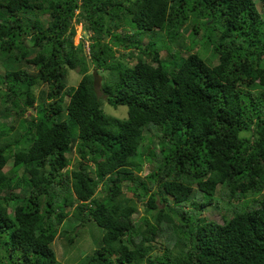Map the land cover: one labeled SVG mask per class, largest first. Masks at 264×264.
<instances>
[{
  "label": "trees",
  "instance_id": "1",
  "mask_svg": "<svg viewBox=\"0 0 264 264\" xmlns=\"http://www.w3.org/2000/svg\"><path fill=\"white\" fill-rule=\"evenodd\" d=\"M0 58V264H63L68 216L75 264H264V0H0Z\"/></svg>",
  "mask_w": 264,
  "mask_h": 264
},
{
  "label": "rangeland",
  "instance_id": "2",
  "mask_svg": "<svg viewBox=\"0 0 264 264\" xmlns=\"http://www.w3.org/2000/svg\"><path fill=\"white\" fill-rule=\"evenodd\" d=\"M201 34L197 35L195 38L199 39ZM85 36V32L83 31L82 24L76 25V33L74 37V43L77 44L80 39ZM156 36L159 38H164V34L160 31H157ZM143 42L148 40V36L142 37ZM157 42H161L160 39H157ZM188 42V41H187ZM200 55L203 57H207L209 55L208 50H200ZM136 54V53H135ZM160 57L164 60H169L170 55L169 51L166 48L160 49ZM121 59H124L121 58ZM126 60V59H124ZM127 61V60H126ZM136 59L133 58L130 60V63H135ZM0 58V72H4L7 68L4 63H2ZM216 63L217 60L214 59L212 61ZM24 68L28 69L31 73H35L36 69L31 65H26ZM80 79V75L77 71L73 69H67L66 76H65V83L66 87L75 86ZM41 90H46L45 84H38L34 88L35 94L38 96L40 95ZM37 102V101H36ZM103 110L110 115L123 118L126 116L127 107L124 105H118L117 107L110 106L107 102L103 103ZM0 122H5L7 124H13L15 126L14 130L9 134V138H13V136L17 133V131H21L20 127L18 126V119L15 118V114L13 111V107L11 103H5L0 101ZM12 165V160H9L7 163V167ZM148 171V164L144 165V170H142V174H145ZM140 173V174H141ZM17 192H22L21 189H17ZM264 191V190H263ZM99 195V192H98ZM215 205V204H214ZM140 205L139 207H141ZM224 211L221 209L216 208L213 205H209L204 210V215L208 219H213L217 222H222ZM140 215V213H139ZM230 213H227L229 216ZM166 226H164V231L166 230ZM60 230L66 231V236H58L54 239L51 246L54 249L56 256L60 262L63 264H75L80 261L89 251L94 249L95 247H99L100 238L103 234L102 229L96 225L94 221L87 222L84 226H78V221L74 220V218L68 216L64 222L60 226ZM162 232V235L156 241H152V245L155 246V250L153 254H162L164 252V248L169 243V246L172 247L174 239L168 237L170 236L169 233ZM75 236V240L73 242L69 241V238Z\"/></svg>",
  "mask_w": 264,
  "mask_h": 264
},
{
  "label": "water",
  "instance_id": "3",
  "mask_svg": "<svg viewBox=\"0 0 264 264\" xmlns=\"http://www.w3.org/2000/svg\"><path fill=\"white\" fill-rule=\"evenodd\" d=\"M92 75H93V84L98 87L101 84V79H102L101 75L97 72L96 69H93Z\"/></svg>",
  "mask_w": 264,
  "mask_h": 264
}]
</instances>
